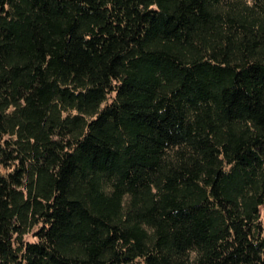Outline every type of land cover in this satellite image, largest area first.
<instances>
[{"label": "trees", "instance_id": "16d2710c", "mask_svg": "<svg viewBox=\"0 0 264 264\" xmlns=\"http://www.w3.org/2000/svg\"><path fill=\"white\" fill-rule=\"evenodd\" d=\"M264 0H0V264H264Z\"/></svg>", "mask_w": 264, "mask_h": 264}, {"label": "rangeland", "instance_id": "374dc122", "mask_svg": "<svg viewBox=\"0 0 264 264\" xmlns=\"http://www.w3.org/2000/svg\"><path fill=\"white\" fill-rule=\"evenodd\" d=\"M259 218L262 225V235L264 236V208L259 207Z\"/></svg>", "mask_w": 264, "mask_h": 264}]
</instances>
